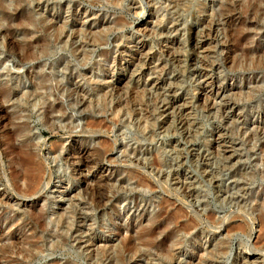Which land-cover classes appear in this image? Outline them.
<instances>
[{"label":"rangeland","instance_id":"374dc122","mask_svg":"<svg viewBox=\"0 0 264 264\" xmlns=\"http://www.w3.org/2000/svg\"><path fill=\"white\" fill-rule=\"evenodd\" d=\"M263 14L0 0V264H264Z\"/></svg>","mask_w":264,"mask_h":264},{"label":"bare ground","instance_id":"6f19581e","mask_svg":"<svg viewBox=\"0 0 264 264\" xmlns=\"http://www.w3.org/2000/svg\"><path fill=\"white\" fill-rule=\"evenodd\" d=\"M264 16V14H263ZM198 32V31H197ZM194 33V32H193ZM196 33V32H195ZM194 33V35H195ZM206 34V33H205ZM6 35V34H5ZM196 38V37H195ZM9 42V41H8ZM13 42V41H12ZM194 43V42H193ZM200 43V42H199ZM12 44H10L11 46ZM261 44L260 42L256 43L255 44V47H259ZM11 48V47H9ZM15 49V48H13ZM10 50V49H9ZM255 49H253V52L250 48H246V50H244L243 54H242V59L245 60V61H248V67L247 70L253 74L255 71L257 70H260V68H264V54H259V53H256V51H254ZM250 53H253V55H251ZM195 54V53H194ZM231 55V54H230ZM146 56V55H145ZM22 57V56H21ZM262 58L261 61H259L258 58ZM145 59H147V56L145 57ZM24 60V59H23ZM257 76H254L253 79H255ZM262 82L263 83L262 87H256L255 89L258 91V92H263L264 91V76L261 78ZM215 91V90H214ZM172 102V101H171ZM174 105V104H173ZM226 107H228V110H234V105L233 103H230L228 101V104H225ZM224 109V108H223ZM0 110L3 112V107H0ZM227 110V108H226ZM230 113V112H229ZM261 122L262 124H264V115H261ZM264 127V126H263ZM261 134V133H260ZM18 155V154H17ZM38 178V177H36ZM33 179V178H32ZM188 187V186H187ZM32 188V187H31ZM29 189V188H28ZM254 259V258H253ZM245 260V259H244ZM251 260V259H250ZM241 262V261H240ZM250 264H259L258 260H252L249 262Z\"/></svg>","mask_w":264,"mask_h":264}]
</instances>
